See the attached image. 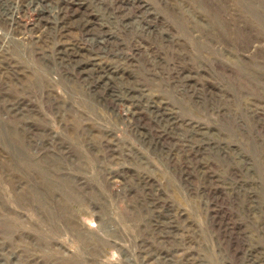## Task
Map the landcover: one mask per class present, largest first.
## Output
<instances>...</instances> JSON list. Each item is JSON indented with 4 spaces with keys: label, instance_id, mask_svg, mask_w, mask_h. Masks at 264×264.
Returning <instances> with one entry per match:
<instances>
[{
    "label": "rangeland",
    "instance_id": "374dc122",
    "mask_svg": "<svg viewBox=\"0 0 264 264\" xmlns=\"http://www.w3.org/2000/svg\"><path fill=\"white\" fill-rule=\"evenodd\" d=\"M0 264H264V0H0Z\"/></svg>",
    "mask_w": 264,
    "mask_h": 264
}]
</instances>
